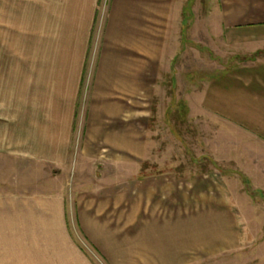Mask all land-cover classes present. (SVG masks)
<instances>
[{"label": "rangeland", "instance_id": "obj_1", "mask_svg": "<svg viewBox=\"0 0 264 264\" xmlns=\"http://www.w3.org/2000/svg\"><path fill=\"white\" fill-rule=\"evenodd\" d=\"M77 1L0 0V59L7 67L8 59L12 64V56L18 57L14 63L20 66L21 79L33 83L26 91L20 88L21 96L30 101H66L61 86L67 75L78 77L82 66L78 91H69L76 98V127L66 164L21 161L20 181L37 187V192L68 184L67 219L74 216L75 194L83 191L73 189L75 184L131 180L139 206L135 200L141 199L140 182L146 177L161 175L164 184L178 182L181 189L197 186L199 199L211 201L217 210L213 215H228L230 241L227 249L209 256L201 249L187 253L182 264H264V138L238 123L240 117L251 125L255 111L205 107L208 84L237 64L235 49L222 42L216 0L178 1L181 12L173 14L162 62L151 67L148 94L134 95L131 148L129 142L125 146L90 134L91 71L100 53L107 0L100 1L93 25L86 22ZM12 91L6 81L4 101L15 100L18 94ZM56 113L60 116V111ZM67 225L78 249H31L29 255L26 249H0V264H143L141 249H93L76 222ZM233 233L238 236L237 247Z\"/></svg>", "mask_w": 264, "mask_h": 264}, {"label": "crops", "instance_id": "obj_2", "mask_svg": "<svg viewBox=\"0 0 264 264\" xmlns=\"http://www.w3.org/2000/svg\"><path fill=\"white\" fill-rule=\"evenodd\" d=\"M100 1H77L89 25L96 21ZM178 1L107 0L100 53L91 71L90 134L125 146L129 142L132 147L134 95L148 94L151 67L162 62L173 14L181 12ZM216 3L222 42L235 49L237 64L225 69L220 80L208 84L211 88L205 107L255 111L251 125L240 117L238 123L249 125L250 132L264 138V0ZM7 61L5 67L0 59V249H26L27 255L31 249H78L69 235L70 220L77 223L93 249H141L143 264H182L185 255L196 249L209 256L228 248V215H213L217 210L212 209L211 201L199 199L194 185L181 189L178 182L164 184L161 175L146 177L140 182L141 199L135 200L139 206L134 202L131 180L75 184L73 189L83 191L75 194L74 216L67 219L68 184L37 192V187L22 183L21 161L66 164L76 127V98L70 97L69 91H78L82 66L78 77L69 78L66 69L67 78L61 86L66 101L43 102L21 96L20 88L26 91L33 83L21 79L20 66L14 63L18 57L12 56V64ZM6 81L18 94L12 102L4 101ZM198 205L203 207L198 209ZM231 237L237 247L238 236L233 233ZM27 260L32 262L33 257Z\"/></svg>", "mask_w": 264, "mask_h": 264}]
</instances>
